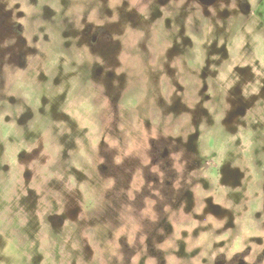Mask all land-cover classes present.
Segmentation results:
<instances>
[{
    "label": "rangeland",
    "instance_id": "rangeland-1",
    "mask_svg": "<svg viewBox=\"0 0 264 264\" xmlns=\"http://www.w3.org/2000/svg\"><path fill=\"white\" fill-rule=\"evenodd\" d=\"M201 4L0 0V264H264V0Z\"/></svg>",
    "mask_w": 264,
    "mask_h": 264
},
{
    "label": "flooded vegetation",
    "instance_id": "flooded-vegetation-1",
    "mask_svg": "<svg viewBox=\"0 0 264 264\" xmlns=\"http://www.w3.org/2000/svg\"><path fill=\"white\" fill-rule=\"evenodd\" d=\"M167 1H169V0H160V2H161V4H163L164 5V3H166ZM203 2H204V4H201V6L204 8V10L205 11H207V12H210V13H212V7H214V6H217L218 5V3L221 1V0H202ZM206 1H208L209 3L207 4L206 3ZM210 1H213V3L210 5ZM246 3H243L242 5H241V8L245 11V12H247V16H251L253 13H255L257 10H252L251 11V9H250V7L247 5H245ZM249 13H252V14H250L249 15ZM20 28H22V27H20ZM95 31H96V29L94 30V34H95ZM91 36V35H90ZM94 40H96V37H94L93 38ZM89 41H90V37H89ZM223 49H224V46H223ZM220 53L222 54V48H221V46H220ZM219 53V54H220ZM205 74L207 75L208 74V72L207 71H205ZM205 76V75H204ZM206 77V76H205ZM87 82V81H86ZM217 85V84H216ZM215 85V86H216ZM210 96L209 95H207V98H209ZM63 206V205H62ZM60 208H62V207H60ZM64 211H65V209H64ZM57 214V213H56ZM56 214H54V215H56ZM59 215H61V214H59ZM59 218V217H58ZM227 264H247V263H245L244 261H241L240 259H239V261L238 260H236V261H231V262H228Z\"/></svg>",
    "mask_w": 264,
    "mask_h": 264
}]
</instances>
